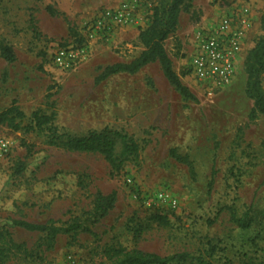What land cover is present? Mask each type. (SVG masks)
<instances>
[{"label": "rangeland", "instance_id": "374dc122", "mask_svg": "<svg viewBox=\"0 0 264 264\" xmlns=\"http://www.w3.org/2000/svg\"><path fill=\"white\" fill-rule=\"evenodd\" d=\"M119 2L0 0V39L16 55L14 63L0 58V114L14 103L23 114L16 120L22 128L32 124L35 111L54 113L59 133L85 136L106 129L126 135L140 148L136 159L112 171L98 154L49 146L47 131L0 125V141L8 145L0 153V264H103L111 246L161 257L188 253L208 264H264V116L248 120L253 102L244 93L243 71L248 51L263 36L264 0H193L180 13L165 50L181 82L197 98L186 107L158 64L95 83L107 66L129 63L140 54L138 35L160 0H135V21L85 43L88 57L78 67L62 70L52 63L58 46L85 42V27ZM242 5L249 7L253 27L235 79L208 98L189 73L195 33ZM172 150L188 158L193 174L171 157ZM120 152L118 141L117 157ZM20 165L24 169L17 173ZM97 192H114L117 199L104 219L87 224L92 235L80 233L72 240L61 234L49 243L45 233L14 225L53 221L63 226L84 218ZM159 192L173 196L177 208L144 205V198ZM230 209L239 218L249 213L250 227L238 229ZM156 212L167 216L168 227L152 222ZM132 218L146 227L139 238L130 229Z\"/></svg>", "mask_w": 264, "mask_h": 264}, {"label": "trees", "instance_id": "16d2710c", "mask_svg": "<svg viewBox=\"0 0 264 264\" xmlns=\"http://www.w3.org/2000/svg\"><path fill=\"white\" fill-rule=\"evenodd\" d=\"M42 2L43 0H37ZM193 0H160L159 5L154 8L150 24L140 31L138 35L139 42L143 49L140 54L129 63H116L107 66L95 79L96 84L107 80L118 74L134 75L142 68L149 64H158L160 70L169 83L184 102L186 107L188 103H196L197 98L183 85L180 76L174 71L172 61L165 50L166 40L175 33L180 13L183 10L191 8ZM46 12L54 16L55 12L52 7L47 6ZM263 36L257 40L251 48L243 62V71L246 74L245 96L253 102L252 109L249 113L248 120L254 121L258 116H264V89L262 80L264 77V17L260 21ZM76 42V41H75ZM78 40L77 43H81ZM0 58L6 63H14L16 55L11 46L7 45L0 39ZM23 114L13 103L0 114V125H7L14 131H47V144L51 147L61 149L70 153L98 154L110 166L112 171H119L122 164L136 159L140 148L136 142L126 135L119 132L103 130L101 132H89L85 136H70L66 133H59L54 126L55 115L44 114L41 111H35L32 114V124L22 128L17 119H22ZM121 143V152L119 157L115 154L117 142ZM29 153H31L28 150ZM171 157L178 163L184 164L193 174L191 163L186 156L177 154L174 150L170 152ZM23 165L17 168V173L23 171ZM215 171L212 170L213 178ZM213 180L211 179L210 185ZM116 193L104 195L97 192L92 200V208L85 213V217H77L63 226H55V222L48 221L45 224H32L25 221H16L14 225L23 228L29 232L45 233L48 242L55 241L58 235L64 234L70 236L72 240L80 233L92 235L89 225H96L104 219L115 206ZM232 222L238 229L246 230L250 227L249 213L243 217H238L233 209H230ZM152 222L161 227H168L169 220L166 215L156 212L151 215ZM130 228L134 238H139L140 234L146 228L143 223H135ZM89 224V225H87ZM104 258L106 263L103 264H208L198 256H191L188 253H178L171 256L161 257L159 255L143 252L136 248L127 249L122 246H111L105 249Z\"/></svg>", "mask_w": 264, "mask_h": 264}, {"label": "built area", "instance_id": "2783aa9c", "mask_svg": "<svg viewBox=\"0 0 264 264\" xmlns=\"http://www.w3.org/2000/svg\"><path fill=\"white\" fill-rule=\"evenodd\" d=\"M134 2L135 0H120L117 6L103 9L85 27V42H68L58 46L51 55L52 63L62 70H70L84 63L89 53L85 43L107 38L114 31L135 21ZM252 27V13L249 7L242 5L229 8L215 23L202 27L195 33L189 73L202 95L213 98L234 81ZM7 149V143L0 141V153ZM144 205L148 208L166 207L174 210L177 208V201L169 193L159 192L152 199L144 198Z\"/></svg>", "mask_w": 264, "mask_h": 264}]
</instances>
